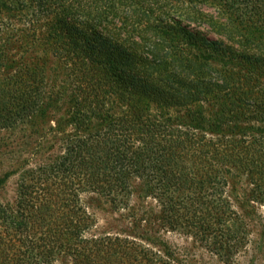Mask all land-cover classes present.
<instances>
[{
	"label": "trees",
	"instance_id": "obj_1",
	"mask_svg": "<svg viewBox=\"0 0 264 264\" xmlns=\"http://www.w3.org/2000/svg\"><path fill=\"white\" fill-rule=\"evenodd\" d=\"M206 4L0 0V71L14 64L11 72L0 74V130L66 105L67 125L75 134L65 141V153L49 165L62 181L57 188L61 194L62 186L68 190L93 182L98 194L118 205L132 180L143 178L163 217L173 216V226L185 217L187 228L209 234L201 240L221 258L238 238L226 191L217 187L227 185L233 172L247 173L251 200L264 192V129L254 128L264 124V29H259L264 9L254 0L252 14L236 15L230 2H219L216 15H209L201 10ZM234 16L244 27L245 22L252 26L240 31ZM202 24L216 37L199 30ZM25 38L26 45L19 47H35V61L24 66L10 60L7 65L4 47ZM254 131L259 133L252 135ZM196 164L203 175L197 174ZM83 166L104 170H88L81 177ZM45 167L35 170L33 182L21 179L14 211L0 204V232L33 237L15 246L0 234V264L20 249H26L18 255L20 262L30 255L33 262L44 259V253L49 258L63 245L74 249L61 238L79 232L73 219L65 220L69 211L59 210L58 219L53 218L68 202L58 207L52 198L33 197L32 189L50 177ZM179 187L185 191L174 195ZM75 208L86 215L81 205L73 204ZM142 238L105 235L109 242L130 247L124 253L111 244L109 251L128 256L123 264H140L147 249L134 240ZM163 250L164 257L173 258Z\"/></svg>",
	"mask_w": 264,
	"mask_h": 264
},
{
	"label": "rangeland",
	"instance_id": "obj_2",
	"mask_svg": "<svg viewBox=\"0 0 264 264\" xmlns=\"http://www.w3.org/2000/svg\"><path fill=\"white\" fill-rule=\"evenodd\" d=\"M206 2L207 4L202 6L201 10L209 15H216L218 11L216 7L219 2L223 4L230 2L233 6V13L236 15H248L254 12L252 7L254 0H206ZM258 5L264 9V0H258ZM234 18L240 31L247 30L248 27L252 26L251 22H245L246 27H244L240 24L237 16H234ZM16 27H20V24H17ZM24 27H26L25 22ZM259 27L260 31L264 29L261 25ZM199 30L204 31L210 38L216 37L207 24H202ZM25 40L27 39H16L15 42H11L10 45L4 47L3 53L7 65L10 60L14 61L15 65L20 63L24 66L35 61L34 57L37 54L34 53L35 47L27 51H22L19 47L20 44H24ZM24 49L26 48L24 47ZM13 65L10 63L8 69L2 68L0 74L11 72ZM58 70L59 73H62V69ZM65 107L66 105H63L60 108L50 109L44 117H32L30 121L20 123L12 129L0 130V178H2V182L4 181L0 185V204L14 211L18 201V188L21 179L26 178L27 181L33 182L35 170L37 171L39 167L46 166L44 173L48 172L50 177L47 181L36 185L37 187L32 189L36 190V194L33 196L29 192L28 197L33 196L36 200H39L41 199L39 197L46 196L44 198H52L55 206L58 207L63 205L64 202H68L66 206H62L61 209L58 208L53 218L54 221L58 219L57 213L60 214L59 210L62 212L69 211V215L65 214V220L71 221L73 219L74 223L76 222L78 225L79 232L75 237L65 234L61 238L68 239L69 241H65L71 243V248L74 247V249L70 251L65 245L59 248L56 247L54 255L46 258L44 253V259L41 258L35 262L31 261L33 257L31 255L20 262V256L18 255L26 251V249H20L14 252L15 256L6 264H9V262L10 264H123L124 258L128 256L122 254L123 251L118 253L109 251L112 247L111 244L120 247L121 250H124V253L129 252L130 247L119 240L107 241L105 239L107 234L118 235L119 239L127 237V235L143 237V240H134L147 249L142 253L144 258L142 256L138 258L137 262L140 264H264V192L257 201L251 200L250 190L253 184L246 176L247 173L237 174L233 172V176H229L227 179V185L221 188L217 187L218 190L226 191L225 199L229 202L228 205L231 209L228 214L234 218L233 226L237 231L236 236L238 238L236 246L230 248L229 252H224V257L221 258L220 253L210 251L205 246V241L201 240L202 237L205 240V237L209 238V234L204 235L196 229L187 228L184 222L185 217L180 216L176 226H173L175 221L173 216L163 217L160 205L152 196L147 195L148 190L143 178L137 177L132 180V189L128 194L122 193L118 205H113L112 202L106 200L103 193L98 194L96 189L99 188H97V185L93 188V182H87V184L82 182L77 184L76 188L71 186L68 190L67 185L60 186L64 191V194H61L57 188L62 181L56 175L57 172L51 169L49 165L65 153V141L75 134L74 129L67 125L69 115ZM183 119L185 117L182 116L180 121ZM257 127L264 129V124H254V128ZM256 133L259 132H251L252 135ZM76 141L78 140L75 139ZM94 150L92 149V151ZM92 151L90 150L88 153L96 160ZM83 167L85 169L80 170L82 171L81 177H84L88 170L90 173L91 171L104 170L103 166L94 169L88 168L89 166ZM196 167L197 174L203 175L200 169L202 166L196 164ZM204 169L208 172V169ZM184 177L186 175H183L181 180H184ZM256 182L259 183V180ZM90 187L95 191H91ZM178 190L180 192L185 191L184 188L179 187V189H175L174 195L180 194ZM257 195L258 193H256ZM76 200H78L77 203ZM73 204L81 205L86 215L80 213L76 208V210L73 209ZM203 220L210 222V219L206 221V217H203ZM2 233L3 231L0 232V234ZM3 237L6 244L15 243V246L20 245L23 240L26 241L28 238L32 240L33 238H18L12 235L9 237L5 233H3ZM128 238L132 239L131 236ZM35 244L37 243L34 242ZM163 249H167L166 251L172 254L173 258L167 259L164 257Z\"/></svg>",
	"mask_w": 264,
	"mask_h": 264
}]
</instances>
